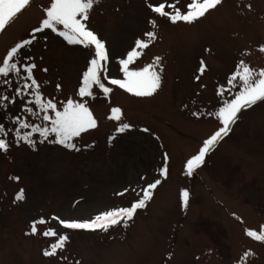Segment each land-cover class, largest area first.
Listing matches in <instances>:
<instances>
[{
    "label": "rangeland",
    "instance_id": "obj_1",
    "mask_svg": "<svg viewBox=\"0 0 264 264\" xmlns=\"http://www.w3.org/2000/svg\"><path fill=\"white\" fill-rule=\"evenodd\" d=\"M165 2L174 0H99L86 21L105 43L108 77L124 79L120 60L133 49L141 55L130 70L162 67L161 86L151 96L129 93L101 73L112 92L94 86L92 97H79L94 46L70 44L57 32L36 33L24 50L32 58L24 62L36 64L33 75L43 98L57 103V110L68 99L86 102L97 127L74 139L78 150L52 142L54 134L45 140L33 133L30 145L16 136L14 117L43 127L50 125L41 119L44 113L23 110L27 93L0 108L10 143L0 151V264H264V241L247 234L264 231V101L243 109L204 163L192 174L186 169L187 160L223 126L215 113L239 90L229 79L240 61L264 69V0H222L193 23H172L152 10ZM189 3L179 0L177 7L186 11ZM50 4L32 0L0 33V61L17 42L31 38ZM149 31L156 39L138 48L137 40H146ZM19 83H0V94L15 95ZM113 108L121 109L120 120L110 118ZM121 123L131 127L118 132ZM165 157L167 176L161 174ZM155 180L161 182L152 199L126 226L92 231L60 223L129 207ZM20 190L25 198L16 200ZM182 190L189 192L187 207ZM48 229L57 235L45 236ZM60 235L69 237L64 248L45 256Z\"/></svg>",
    "mask_w": 264,
    "mask_h": 264
},
{
    "label": "snow or ice",
    "instance_id": "obj_2",
    "mask_svg": "<svg viewBox=\"0 0 264 264\" xmlns=\"http://www.w3.org/2000/svg\"><path fill=\"white\" fill-rule=\"evenodd\" d=\"M32 0H0V33L14 21L27 6H30ZM99 0H51L50 7L45 9L46 18L42 20L41 26L32 30L31 38L24 39L17 42L7 52L6 56L0 61V83L10 84L12 79H18L21 83L17 84L15 88V95L0 94V108H6L9 104H14L18 97H22L27 93L30 99L22 105L25 112L32 115H39L43 112L41 119L49 121L50 125L43 127L36 124H30L20 116L14 117L18 123L15 134L19 139H22L33 145L35 141L32 140L33 133H39L43 139H47L49 135L54 134V143L65 146L69 149H77V145L73 142L75 138L80 137L83 132L97 127L92 112L87 107L86 102L68 99L63 104L62 110H57V103L52 99H44L41 92V85L33 75V70L36 64L25 63L30 61V56H24L23 52L36 39V33L43 32L45 29L57 32L59 36L63 37L70 44H80L86 47L94 46V57L89 62L87 71L83 74L82 86L79 89L78 95L81 98L92 97L94 95L93 87L96 86L102 90L104 94L112 92V88L102 82L103 78L107 79L110 84L118 85L127 92L136 96H151L161 86V72L162 67L156 70L155 64L146 65L140 70H130L129 65L134 63L135 59L141 55L135 49L128 53L127 59L120 60L121 71L124 74V79L110 78L107 75V49L105 43L98 35L92 31L86 21H88L90 12ZM179 0H174L173 3H159L152 5V10L161 16H166L172 23L185 22L193 23L198 19L204 17L210 10L215 9L222 3V0H191V3L186 5L187 10L182 11L177 4ZM165 8L170 11H165ZM155 27V21H150ZM146 40H137L136 45L140 49L147 48L151 42L156 39V33L149 31L145 33ZM264 51V48L261 49ZM160 58H156V64L159 63ZM101 61L104 63L102 64ZM44 71H47L46 69ZM201 71H203V62ZM229 84L232 88H239L235 97L231 101H225L224 106L221 107L215 115L221 121L222 127L218 129L210 138L203 142L198 154L192 156L186 162V169L188 174H192L195 169L204 163V158L216 144L223 139L230 131L232 125L239 119L238 114L246 108L255 105L257 102L264 101V69L254 70L241 60L237 66L236 72L230 77ZM59 88L60 86L57 85ZM34 104L39 111H35L28 104ZM51 110L54 116L49 115ZM113 115L111 119H121V109L113 108ZM131 126L126 123H121L117 128L118 132H124ZM31 128V132H24L21 135V129ZM147 131V130H145ZM8 132L3 124H0V151H7L10 143L7 140ZM167 157H165V166L161 169V174L167 176ZM18 179V178H17ZM160 180H155L153 183L147 184L141 189L142 196L134 201L129 207L113 208L101 212L90 220H61L60 223L68 229H84V230H101L108 231L111 227L124 224L125 226L134 218L137 211L144 209L147 202L152 199L153 191L160 184ZM127 191V190H126ZM16 200H23L25 198L24 190H20L16 195ZM182 203L185 207L189 203V192L182 190ZM58 219V218H57ZM44 223V221H40ZM36 222L33 223L32 232L36 233ZM45 236L57 235V233L48 229L43 233ZM247 234L254 237L256 240L264 241V231L257 233L248 230ZM67 235H60L56 243L50 245L49 250L44 251L45 256H55L57 250H62L65 243L68 241ZM252 255V253H245V256ZM65 259L64 257H61Z\"/></svg>",
    "mask_w": 264,
    "mask_h": 264
}]
</instances>
